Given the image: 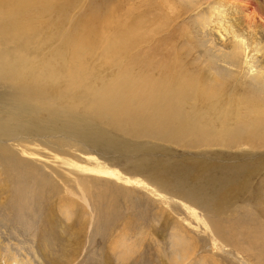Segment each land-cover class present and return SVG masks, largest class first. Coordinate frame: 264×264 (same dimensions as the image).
<instances>
[{"label": "rangeland", "instance_id": "1", "mask_svg": "<svg viewBox=\"0 0 264 264\" xmlns=\"http://www.w3.org/2000/svg\"><path fill=\"white\" fill-rule=\"evenodd\" d=\"M104 16L123 44L86 59L88 81L34 80L69 61L84 22ZM0 69L22 76L32 100L22 109L38 118L32 129L9 114L2 103H18L14 88L0 96L9 139L38 144L36 160L58 171L61 187L18 200L1 193L0 173V264H264V0H0ZM148 69L145 86L134 85ZM124 77L132 109L148 93L146 113L165 104L149 103L154 84L202 90L207 98L180 103L194 129L166 137L134 125L135 138L115 133L127 151L81 153L80 134L67 128L83 112L73 110L77 97L101 81L120 93L114 80ZM58 112L67 126L51 120ZM114 126L102 119L95 128ZM100 165L115 175L94 172Z\"/></svg>", "mask_w": 264, "mask_h": 264}, {"label": "bare ground", "instance_id": "2", "mask_svg": "<svg viewBox=\"0 0 264 264\" xmlns=\"http://www.w3.org/2000/svg\"><path fill=\"white\" fill-rule=\"evenodd\" d=\"M230 9L233 10V8ZM228 12L231 14V10ZM109 19L110 17L104 16V20H100L99 23H96L98 26L96 24L92 26V24L86 23L87 21H85L80 29L81 31L79 30L73 38L74 41H72L71 44L70 60L66 61L65 58L62 57L63 60L53 63L54 65H50L51 71L48 75L41 79L34 78V80L36 82H41L43 80L53 82L59 78H64V81L67 82L69 87L85 83L88 79L85 74L86 59L94 57L99 52L109 53L113 52L112 50L115 52L112 54V56H114L118 53V43H120L121 46L123 44L121 40L112 38L111 34L108 35V27L110 25ZM216 36L219 38V41L221 40L224 42L225 37L222 34L217 33ZM116 43L117 48L114 49ZM252 46L250 47L255 49L256 45L254 47ZM231 49L234 48L231 47ZM245 50L247 49L245 48ZM231 54H233V52ZM109 65H112V62H109ZM11 71L13 70L0 69V96L2 98L9 97V91L14 88L16 93L15 98L18 103L2 104L10 108L9 114L12 117L19 116L30 118L32 129H34L38 124L36 113L32 111L31 114L26 116L25 110L22 109L24 104H29L22 102H25V100L32 102V100L29 97H25L23 94V84L20 83V78H22V76H20L17 71H13L17 75ZM149 74L151 77V69L146 71L144 79L142 80L139 76L132 78L134 85L140 87L143 85L145 86L146 77ZM156 81H158V79H152L151 85H153ZM101 82V88H93L94 86L89 87L90 89L88 88L86 96L81 95L77 97L76 103H74L73 110L83 109V112L85 111V115L80 118L79 116L83 112L76 113L74 111L73 118L69 115L71 122L69 124L70 127L67 128L72 130V133L76 135L79 133L81 138H76L78 141L85 143V145L80 148L81 153H99V151L103 148L107 151L113 149L127 151L125 143L123 142L119 144L121 141L115 136V133L117 135L118 133L123 134L126 129L130 138H135L136 129L134 125L152 128L154 129L153 134L156 136L160 133L166 137L175 136L180 133L193 130L197 123V118L193 114L184 110L180 106V103H185L186 101L196 103L204 98H207L205 93L202 90H198L195 86H182V81H178L176 87H168L166 90L161 89L154 84L155 86L152 88L149 103L165 104L163 106L155 105L152 107L150 112L146 113L142 107L146 104V99L148 98L147 92L144 91L143 96H139L135 99L138 108L132 109L131 104L133 96L131 95L135 92V88L126 82L125 77L119 80H114L116 87L121 89L120 93L113 89L106 88L107 81ZM33 102L37 105L40 103L38 101ZM44 103H48L50 106H54L55 104L54 102ZM30 107L32 109L37 108L32 105ZM5 117H7V112L5 109L0 108V141L2 143L0 144V173L4 181L1 183V193L11 194L18 200H22L30 194H32V197L34 198H43L44 196L42 195L44 193L54 197L56 194L55 192H59L61 188L58 185V182L60 181H58V176H60V174H58V171L54 168L49 169L50 167H48L45 163L36 160L39 153L34 150L33 147L38 148L39 151L38 144H28L25 142L17 143L9 139L13 135V132L8 128ZM56 117L58 118V121L54 122H61L67 126L66 115L62 114V112L51 113V120ZM102 119H107L109 122L117 124V126H114L112 129L106 128L100 131L95 127ZM123 122L124 124H122ZM66 133L71 132L67 129ZM226 137L232 138L233 132L228 131L226 133ZM221 138L222 132L219 135L220 140ZM6 145H8L9 148H6ZM37 164H43L42 166L44 170L37 167ZM46 169L49 170L47 171ZM107 170V168H104V165H100L96 171L94 170V172L100 173L103 177L111 174L115 175ZM64 183L66 184L67 180H65ZM225 197H228V191L222 198L225 199Z\"/></svg>", "mask_w": 264, "mask_h": 264}]
</instances>
